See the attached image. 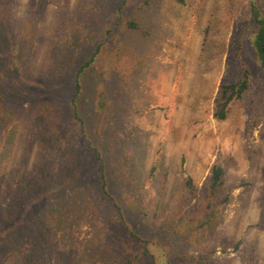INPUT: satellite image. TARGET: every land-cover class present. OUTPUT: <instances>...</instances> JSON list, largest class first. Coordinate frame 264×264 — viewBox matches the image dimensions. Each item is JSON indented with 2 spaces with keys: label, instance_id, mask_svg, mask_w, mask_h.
<instances>
[{
  "label": "rangeland",
  "instance_id": "1",
  "mask_svg": "<svg viewBox=\"0 0 264 264\" xmlns=\"http://www.w3.org/2000/svg\"><path fill=\"white\" fill-rule=\"evenodd\" d=\"M82 1L74 34L54 3L0 0V264H162L157 241L179 264L161 236L190 209L186 181L202 189L215 164L230 202L215 231L179 238L183 252L264 264V71L246 42L250 0H132L125 16L140 29L112 35L85 74V136L70 90L108 5ZM19 42L23 52L7 55ZM238 53L254 84L218 121Z\"/></svg>",
  "mask_w": 264,
  "mask_h": 264
},
{
  "label": "trees",
  "instance_id": "2",
  "mask_svg": "<svg viewBox=\"0 0 264 264\" xmlns=\"http://www.w3.org/2000/svg\"><path fill=\"white\" fill-rule=\"evenodd\" d=\"M61 0H38L39 9H44L49 6L50 3H54L59 7V20H62L61 26L68 27L66 32L71 31L76 34L78 28L82 27L81 24H78L80 21L79 10L82 11L84 4L82 0H76L73 5L70 4V0H66V8L61 10ZM102 4L108 5L104 17L101 19V24L103 28L101 30L94 31L92 37L89 36L87 41H90L92 44L91 50L88 51L83 58L82 64L78 71L75 73V76L72 81V89L70 90V108L73 112V120L76 123L77 129L83 133L85 136V122L80 113L79 101L83 95V83L85 80V74L94 68L97 67L99 62V57L103 56V50L108 43V39L115 35L117 37L121 36L125 31H138L140 29V21L136 17L132 16L130 18L125 16V11L130 7L132 0H98ZM152 0H144L140 6L143 8L148 6ZM34 2V1H32ZM61 10V12H60ZM78 10V11H77ZM90 10V9H89ZM78 12L73 17L72 13ZM89 18L94 22H98L95 19L94 14H89ZM96 20V21H95ZM68 26H66V24ZM75 25L78 27L76 28ZM114 25V26H113ZM98 26H93L95 28ZM91 28V29H92ZM248 31V32H247ZM245 32H246V42L250 45L256 63L264 71V2L261 0H250L249 6V15L245 21ZM248 33V34H247ZM60 41L61 38H60ZM59 42V41H58ZM245 42V43H246ZM61 43V42H60ZM240 43H242L240 41ZM63 46V44H61ZM9 50L4 49V52L7 51V55L12 57L16 53H22L24 50V44L13 43L12 46L8 45ZM7 47V48H8ZM118 54H122L125 51L124 46H119ZM1 56L2 51H1ZM238 68L237 73L233 78H230L229 81H225L220 87V93L216 104V112L214 117L218 121H225L234 104L244 99L245 95L250 91L251 87L254 84V76L251 72V69L248 67L246 62L241 58L240 53L237 56ZM46 89H51V84L46 83ZM55 97H60L61 94H58L57 89H51ZM100 107H104L103 102H99ZM61 138H58L60 143ZM91 144H89L90 146ZM93 145V144H92ZM61 146V144H59ZM91 147V146H90ZM97 148H94L96 152L98 165L100 167V173L103 181V185L106 191V170L104 160L99 153ZM154 175V171L152 176ZM225 185V169L215 164L211 168V173L206 179L202 189H198L191 179L186 181V186L188 188V193L190 195V209L187 210L176 222L171 225L170 231L164 232L161 238L167 239L166 237L170 236V240L167 242L169 247L167 250L170 252L173 257V261L179 264H209L208 258L205 256H189L185 255L186 252V243H182L179 238H185L189 240L195 233L198 235L203 234L206 231L213 232L220 225L222 221L223 211L230 202V198L225 196L224 192ZM147 245L148 240H141ZM155 245H158V253H162L161 257L164 259L162 264H171V260L168 255L164 256L163 250L167 253L165 247L157 241ZM157 247V246H156ZM185 254H184V252ZM151 251L146 249L141 252L137 259H141L144 256H147ZM169 254V255H170ZM153 257H156L154 254H151Z\"/></svg>",
  "mask_w": 264,
  "mask_h": 264
}]
</instances>
